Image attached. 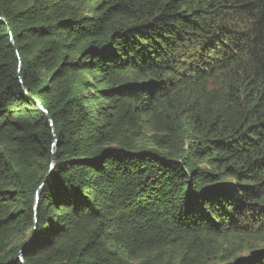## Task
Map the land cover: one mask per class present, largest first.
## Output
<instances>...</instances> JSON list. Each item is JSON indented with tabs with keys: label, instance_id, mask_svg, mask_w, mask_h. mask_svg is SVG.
Returning a JSON list of instances; mask_svg holds the SVG:
<instances>
[{
	"label": "trees",
	"instance_id": "16d2710c",
	"mask_svg": "<svg viewBox=\"0 0 264 264\" xmlns=\"http://www.w3.org/2000/svg\"><path fill=\"white\" fill-rule=\"evenodd\" d=\"M222 237L264 264V0H0V264Z\"/></svg>",
	"mask_w": 264,
	"mask_h": 264
},
{
	"label": "rangeland",
	"instance_id": "374dc122",
	"mask_svg": "<svg viewBox=\"0 0 264 264\" xmlns=\"http://www.w3.org/2000/svg\"><path fill=\"white\" fill-rule=\"evenodd\" d=\"M92 81L91 78H88ZM204 240V239H203ZM203 242H207L206 240ZM250 243H243L241 240L229 239L226 237L218 238L206 246L207 254L215 256L213 263L234 264L238 259L244 258L251 251Z\"/></svg>",
	"mask_w": 264,
	"mask_h": 264
},
{
	"label": "water",
	"instance_id": "95a60500",
	"mask_svg": "<svg viewBox=\"0 0 264 264\" xmlns=\"http://www.w3.org/2000/svg\"><path fill=\"white\" fill-rule=\"evenodd\" d=\"M38 109H40L41 110V107H40V105L38 106ZM42 112H44L43 110H41ZM35 201L37 202V196L35 197ZM36 206V205H35ZM35 206H34V209H35ZM27 244V242L20 248V251L25 247V245ZM19 251V253H18V257H17V260L21 263V259H20V252Z\"/></svg>",
	"mask_w": 264,
	"mask_h": 264
}]
</instances>
